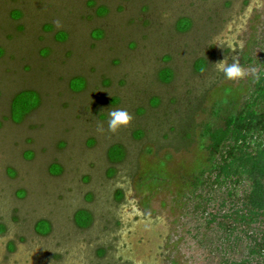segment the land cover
I'll return each instance as SVG.
<instances>
[{
    "label": "rangeland",
    "instance_id": "1",
    "mask_svg": "<svg viewBox=\"0 0 264 264\" xmlns=\"http://www.w3.org/2000/svg\"><path fill=\"white\" fill-rule=\"evenodd\" d=\"M87 2L0 0V264H219L216 230L203 218L217 202L193 211L183 178L203 160L198 132L212 102L234 96L238 104L253 79L228 80L215 63L235 57L258 70L243 56L261 57L264 0H94L98 11L108 6L106 16ZM179 16L192 19L191 29L175 30ZM98 27L105 34L97 41ZM58 30L68 37L58 41ZM198 57L207 63L195 73ZM164 64L174 71L168 83L156 79ZM78 76L86 85L74 92ZM21 89L35 91L39 105L11 121L9 100ZM118 108L134 120L113 134L108 113ZM112 142L126 151L114 165L105 154ZM164 153L168 183L137 188ZM78 208L92 213L85 228L73 222ZM39 218L50 221L48 233L34 230Z\"/></svg>",
    "mask_w": 264,
    "mask_h": 264
},
{
    "label": "trees",
    "instance_id": "2",
    "mask_svg": "<svg viewBox=\"0 0 264 264\" xmlns=\"http://www.w3.org/2000/svg\"><path fill=\"white\" fill-rule=\"evenodd\" d=\"M89 1L93 3V0ZM20 16L19 13L14 18ZM181 18L184 22L178 28L175 27L178 32L186 31L191 24L187 16L179 17L178 21ZM44 25L47 30L52 28L51 23L46 22ZM17 27L20 28L19 25ZM55 34L54 38L58 41L64 40L67 35L64 30H58ZM100 35L98 33L95 36ZM261 41L259 59L243 56L244 61H254L257 64L260 79L253 77L238 104L234 101V96L228 100L212 102L208 119L200 123L198 132V146L204 152L203 160L192 164L183 178L187 194L182 193L181 197L193 202V211L203 215V206L207 201L213 199L217 202L216 210L206 212L203 218L206 228L213 227L216 230L214 248L221 253L219 264H264V35ZM167 60L166 57L165 61ZM197 60L202 62L197 63ZM206 63L204 57L196 58L192 64L193 72L202 71ZM73 77L68 78V82ZM77 78L81 81L80 85H69V89L74 92L82 90L86 85V79L81 76ZM172 78L173 70L169 66L164 64L157 69L156 79L160 83H168ZM117 100V97L113 98V102ZM150 100V107L160 103V97L153 103ZM38 105L39 99L35 91L21 89L9 100V118L11 121H21ZM171 129L174 130V127L171 126ZM143 135L144 131L140 128L132 132L136 139ZM185 137L190 139L187 133ZM145 150L146 153L151 152L150 148ZM105 154L108 163L114 165L125 158L126 151L123 144L112 142L107 146ZM167 159L168 153L156 158L152 171L139 175L134 181L135 186H146L149 180H152V187L168 183L169 175H165ZM61 171L62 166L49 170L54 175ZM113 172V166L106 170L107 176ZM113 196L116 200L120 199L121 189L116 190ZM72 219L77 227L85 228L92 222L93 216L88 209L78 208L73 212ZM4 229V224L0 223V233ZM50 229L49 221L43 218L34 223V230L38 234H46ZM100 252L102 250L98 251Z\"/></svg>",
    "mask_w": 264,
    "mask_h": 264
},
{
    "label": "clouds",
    "instance_id": "3",
    "mask_svg": "<svg viewBox=\"0 0 264 264\" xmlns=\"http://www.w3.org/2000/svg\"><path fill=\"white\" fill-rule=\"evenodd\" d=\"M217 73H222L223 76L231 81L241 80L252 75L255 79H260V74L256 68H244L237 58H233V63L227 62V57L215 63ZM134 116L126 109H114L108 113L107 130L113 134L119 132L122 128L131 126ZM98 131H104L103 123L97 126Z\"/></svg>",
    "mask_w": 264,
    "mask_h": 264
},
{
    "label": "crops",
    "instance_id": "4",
    "mask_svg": "<svg viewBox=\"0 0 264 264\" xmlns=\"http://www.w3.org/2000/svg\"><path fill=\"white\" fill-rule=\"evenodd\" d=\"M89 1V0H88ZM88 3V2H87ZM89 4V3H88ZM93 5H95L94 6V8H95V15L96 16H106V15H108L109 14V8H108V6L105 4V6H106V9H105V11L104 12H102V13H99V11H98V9H99V5L100 4H95V2H94V0H93V3H90L89 4V6H93ZM117 9H119L118 7H117ZM108 11V12H107ZM189 19H190V21H191V24H192V19L189 17V16H187ZM191 24H190V27H191ZM193 26V25H192ZM190 27L188 28V29H190ZM174 28H175V24H174ZM96 29H99V31H100V33H101V35L100 36H98V37H95V40H101L102 39V37L104 36V34H105V32H104V30H103V28H101V27H98V28H96ZM175 30L178 32V30L175 28ZM187 31V30H186ZM110 32V31H109ZM168 60H169V58H168ZM167 60V61H168ZM165 65H167V64H165ZM167 66H169V65H167ZM172 70H173V68L171 67V66H169ZM173 74H174V71H173Z\"/></svg>",
    "mask_w": 264,
    "mask_h": 264
},
{
    "label": "flooded vegetation",
    "instance_id": "5",
    "mask_svg": "<svg viewBox=\"0 0 264 264\" xmlns=\"http://www.w3.org/2000/svg\"><path fill=\"white\" fill-rule=\"evenodd\" d=\"M179 17H186V16H179ZM178 17V18H179ZM176 20L177 19H175L173 22H174V24H175V22H176ZM193 23V22H192ZM191 26H192V24H191ZM190 29H191V27H190ZM189 29H187V31H188ZM184 32V31H183ZM67 34V33H66ZM66 37H68V35H66ZM66 37H65V39H66ZM43 219H45V218H43ZM46 220H48V219H46ZM49 223H50V221H49ZM50 226H51V223H50ZM52 227V226H51Z\"/></svg>",
    "mask_w": 264,
    "mask_h": 264
}]
</instances>
